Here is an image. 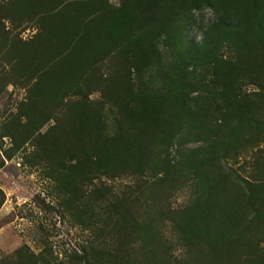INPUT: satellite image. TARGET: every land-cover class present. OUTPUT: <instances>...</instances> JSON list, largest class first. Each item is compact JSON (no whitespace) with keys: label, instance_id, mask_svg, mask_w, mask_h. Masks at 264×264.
<instances>
[{"label":"rangeland","instance_id":"1","mask_svg":"<svg viewBox=\"0 0 264 264\" xmlns=\"http://www.w3.org/2000/svg\"><path fill=\"white\" fill-rule=\"evenodd\" d=\"M15 1L0 0V264L21 263L18 251L30 264H123L124 258L129 264H264V203L258 197L247 212L253 222L242 242L235 243V229L224 231L228 235L222 243L221 235L215 240L189 230L185 211L201 200L208 185L190 165L176 160L179 151L198 141L184 140L180 133L164 144L158 140L163 132L156 129L147 143L141 140L147 130L126 132L127 118L141 97L166 90L165 66L144 67V50L151 57L152 44L162 56L181 53L200 40L215 17L213 8L204 3L193 8L188 0L158 8L134 4L132 9L125 0H75L81 19L75 50L44 68L43 80L36 81L33 44L45 45L49 36L37 20L26 22L18 15ZM237 59L236 52L227 51L217 68L197 70L203 84L189 96L215 99L219 69L229 76L226 83H233L234 94L247 95L249 110H260L264 118V99L253 95L264 96V83L260 87L242 78ZM35 60L42 61L38 54ZM39 89L43 95L47 91L45 97L55 96L45 100L50 116L32 133L25 132L19 124L24 119L17 115ZM113 138L131 152L127 163L112 156L118 151ZM220 165L217 183L226 173L241 186L235 177L260 183L264 133ZM166 167L167 179L159 180ZM218 216L210 226L219 224L223 215Z\"/></svg>","mask_w":264,"mask_h":264},{"label":"trees","instance_id":"2","mask_svg":"<svg viewBox=\"0 0 264 264\" xmlns=\"http://www.w3.org/2000/svg\"><path fill=\"white\" fill-rule=\"evenodd\" d=\"M70 1H15L14 10L18 11V15L22 13L21 16L26 22L37 20L36 23L41 26V32L49 36V43L45 45L33 44V55L30 54L35 65L36 78L34 80L36 81L43 80L41 78L45 76V74L43 75L44 68L48 70L53 63H61L70 54V51L75 50L77 26L81 19L76 6H74L76 1L72 0L69 3ZM171 1L125 0L124 2L128 4V9H132L134 4H137L139 8L143 6L148 8L166 7L173 4L170 3ZM188 1L193 8L200 7L203 3L208 5L215 11V17L202 29L200 40L194 44L186 45L181 53L176 52L169 56H162L158 53L156 46L151 44L149 47L152 49L151 58L149 54L146 55L147 51L144 50L145 53H142V56L146 57L144 67L149 68L156 62H161L160 66H165L166 69L161 71V78L166 80V90L161 91L158 95L152 93L153 96H151L150 91L152 90L149 89V93L147 92L145 97H141L138 107L135 110L132 109L127 118L126 124L129 130L126 132L128 135L131 129L135 130L137 127L141 131L147 130L146 136L141 139L142 142L147 143L146 139L149 137L150 131L154 134L151 133L153 137L156 129L163 132L162 136L164 137H159L158 140L164 144L179 137L180 133H183L181 137L184 140L198 141L197 146L185 152L179 151L178 160H176L179 165H190L208 185L203 189L201 200L194 202L193 206L185 211L184 224L189 230L205 232L215 240L218 235H221L218 243H222L224 237L228 235L225 234V230L235 229L236 232L238 231L235 243H238L250 234L253 221L247 218V212L255 205L256 198L258 197L257 201L260 200L264 203V195L259 194L260 191L264 192V175H262L264 171L259 173L263 177L256 185L247 179L235 177V180L239 179L244 183L241 186L234 180H228L227 178H230L231 174L227 173L220 178L218 183L214 177L221 169V162L228 159L233 150L255 141L259 135L264 133V118L259 114L260 110L255 112L249 110L248 107L251 105L247 95L239 98L234 94L233 83L228 85L226 83L229 76L223 74L219 69L214 72L213 84L217 95L215 99L202 96L192 99L189 95L203 84V76L197 75L196 71L204 67H215L222 53L232 50L238 56L235 65L240 67L242 78H251L258 86L262 87L261 85L264 83V73H261V69L264 68V0ZM114 16H116L115 13ZM113 27L114 25L109 29L108 36L111 42L114 41L112 38ZM98 35L99 32L94 33V36ZM36 54L41 57L42 61L35 60ZM154 56L155 58H153ZM222 84L223 87L220 86ZM37 86H40L39 82ZM46 92L43 95V90L39 89L37 95L34 96L35 99L29 96L28 103L23 104L24 106L17 115V118L24 119V122L19 121V124L25 132L32 133V130L39 128L44 120L49 118L50 115L47 112L49 110L46 107L48 102L45 100H51L52 96L48 94L45 97ZM52 92H56V90ZM253 95H256L258 100L264 99L261 92ZM52 98L55 99V96ZM192 100L197 101L193 107L190 105ZM116 140L113 138L112 143H118V151L114 153V149L112 156L116 155L117 163L125 164L127 157L131 156V152L127 151L124 142ZM128 145V150H130L131 140L128 141ZM112 146L114 147V145ZM81 165L82 162L77 164L78 167ZM169 172L170 170L166 167L163 175L158 176V179H167ZM0 194L2 197L1 191ZM1 201L0 199V203ZM217 213L223 217L218 225L210 226L211 221L219 217ZM262 220H264V215ZM78 222L81 220L79 219ZM86 222L88 221H83L82 224ZM16 253L21 256V263L19 261L18 264H30L24 259L25 255L21 251ZM114 262L117 264V261ZM123 264H129L127 258H124Z\"/></svg>","mask_w":264,"mask_h":264}]
</instances>
